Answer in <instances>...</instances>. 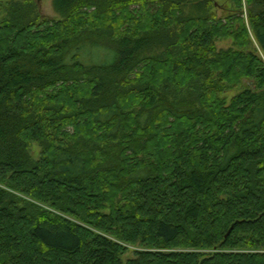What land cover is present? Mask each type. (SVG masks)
<instances>
[{
    "label": "trees",
    "instance_id": "trees-1",
    "mask_svg": "<svg viewBox=\"0 0 264 264\" xmlns=\"http://www.w3.org/2000/svg\"><path fill=\"white\" fill-rule=\"evenodd\" d=\"M234 1L8 4L0 264H264V61Z\"/></svg>",
    "mask_w": 264,
    "mask_h": 264
},
{
    "label": "rangeland",
    "instance_id": "rangeland-1",
    "mask_svg": "<svg viewBox=\"0 0 264 264\" xmlns=\"http://www.w3.org/2000/svg\"><path fill=\"white\" fill-rule=\"evenodd\" d=\"M13 1H19V0H0V23L4 20L6 17V7L9 3H12ZM216 1V9L215 12L219 17L227 16L231 13V11H234L235 8V1L234 0H215ZM35 2L38 5V8L40 10V14L43 17L49 18V19H57L58 14L55 12L54 6H53V0H35ZM243 17L245 19L247 28L249 30L250 34V40L252 42V45L250 47V50L253 51L258 57H260L264 61V53L261 50L260 46L258 45L253 32L250 29V24L248 22V7L246 5V0H243ZM217 48L220 51H226L231 48H235L234 46V40L233 39H226V40H219L217 41ZM85 50H90L88 47ZM88 52V51H86ZM95 53H98V51H95ZM99 54V53H98ZM105 54V53H104ZM86 61L91 60L89 58V54L86 55ZM242 86L239 87L238 90H233L228 92L227 96L229 100L233 98L239 90H242ZM33 154L36 158H38L40 154V149L37 146L33 147ZM142 250L139 245H134L129 247L128 254L124 257L125 260L132 259L135 257V252Z\"/></svg>",
    "mask_w": 264,
    "mask_h": 264
}]
</instances>
